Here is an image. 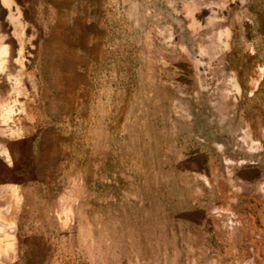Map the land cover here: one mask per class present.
<instances>
[{
	"label": "rangeland",
	"instance_id": "1",
	"mask_svg": "<svg viewBox=\"0 0 264 264\" xmlns=\"http://www.w3.org/2000/svg\"><path fill=\"white\" fill-rule=\"evenodd\" d=\"M0 264H264V0H0Z\"/></svg>",
	"mask_w": 264,
	"mask_h": 264
}]
</instances>
